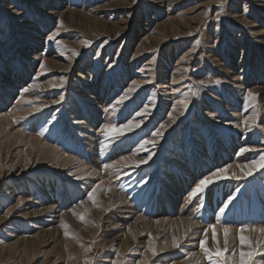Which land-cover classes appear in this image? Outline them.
I'll list each match as a JSON object with an SVG mask.
<instances>
[{
  "label": "rangeland",
  "instance_id": "1",
  "mask_svg": "<svg viewBox=\"0 0 264 264\" xmlns=\"http://www.w3.org/2000/svg\"><path fill=\"white\" fill-rule=\"evenodd\" d=\"M0 95V264H210L224 227L225 256L252 250L242 225L264 241V0H0Z\"/></svg>",
  "mask_w": 264,
  "mask_h": 264
},
{
  "label": "snow or ice",
  "instance_id": "2",
  "mask_svg": "<svg viewBox=\"0 0 264 264\" xmlns=\"http://www.w3.org/2000/svg\"><path fill=\"white\" fill-rule=\"evenodd\" d=\"M133 2H135V0H133ZM57 34L53 33L52 35L48 36V40L51 41L55 38ZM57 43H59V41H57ZM73 55H76L75 51L73 50ZM40 67L43 69L44 68V64L41 63ZM135 83V82H134ZM24 91H27V89H24ZM256 98V94H254L253 92L249 91L246 93L245 95V100L246 101H252ZM181 104L184 105V107H187V104L185 101H181ZM245 124H247V121L244 122ZM132 127H139L138 124L133 125L132 122L130 121L127 125H124L122 129H116L115 127L109 128L107 125L104 128V131L107 133L109 131L111 132H120V134H123V131L125 130H131ZM164 125H161V128H163ZM161 133L157 132L154 133L153 135H160ZM102 149H103V145H102ZM245 151V149H241V152ZM144 161H141V163H143ZM264 167V156L260 157V162L257 165V161H252L251 162V167ZM105 168L111 167V165H104ZM225 170L224 169H218L216 172H213L209 177H205L204 179H201L199 181V183L197 184V186L193 189L192 193H190V198L193 196H196L197 193H200L204 190V188L212 183V177H217L219 178L223 172ZM248 175L251 174V171H249L247 173ZM238 178V177H237ZM96 189L93 188V190L91 192L88 193V199L93 201V204H95V199H94V193H95ZM231 199V197L229 198ZM225 207H227V202L225 203ZM220 212L223 213L224 212V208L220 209ZM74 215H76L75 212H73ZM79 219L81 221L84 220V216L80 215ZM61 227L65 229V235H68L67 232V228L68 225H66L65 223H63V221L61 222ZM212 227V226H210ZM248 226L246 225H242L240 226V228L238 229L240 235L238 236L239 239V243L241 245V247L247 245L250 249V251H240L238 256L236 255L235 252H233L232 256H225L224 255V251H227V246H228V236H229V228L228 227H224L223 229V234H224V241H225V249L224 251L221 250V248L219 246H217L215 248V251L213 252L212 250H210L208 247H206L205 245V240H201L200 241V250L203 253L204 257L207 258V260L210 262V264H257L256 261V257L260 256L261 257V264H264V251L261 250V245H264V241H260L258 242L257 246L255 248H253L252 244L250 243V241L245 237V235H243L244 231L246 230ZM252 231H260V232H264V229H251ZM213 241H216V234H215V228L213 227ZM173 247H179L178 243L175 241V238L173 240ZM90 251L89 249L85 250ZM119 255V254H118ZM153 255H155V252L153 251ZM216 257H220V258H216ZM71 258V257H70ZM85 264H92L91 261L89 260H85Z\"/></svg>",
  "mask_w": 264,
  "mask_h": 264
},
{
  "label": "bare ground",
  "instance_id": "3",
  "mask_svg": "<svg viewBox=\"0 0 264 264\" xmlns=\"http://www.w3.org/2000/svg\"><path fill=\"white\" fill-rule=\"evenodd\" d=\"M2 95H0V103L4 102V99L1 97ZM7 98V97H6ZM3 99V100H2ZM54 217V216H53ZM178 224V223H177Z\"/></svg>",
  "mask_w": 264,
  "mask_h": 264
}]
</instances>
